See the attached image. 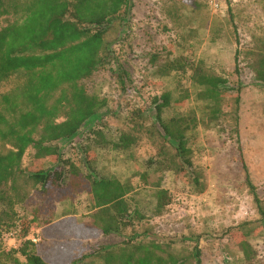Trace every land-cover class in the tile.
Here are the masks:
<instances>
[{"label":"rangeland","instance_id":"1","mask_svg":"<svg viewBox=\"0 0 264 264\" xmlns=\"http://www.w3.org/2000/svg\"><path fill=\"white\" fill-rule=\"evenodd\" d=\"M12 4L13 0H2L0 26L18 19L19 11ZM105 38L109 44L106 63L81 84L89 94L105 98L107 108L74 138L56 145L64 158L79 164L88 148L94 152H87L93 168L90 171L81 163L85 173L115 176L131 185L128 196L138 212L134 226L120 235L86 228L91 204L85 192L62 198L60 189L43 193L38 186H29L27 198L15 206L21 232L30 224L26 236L38 238V250L54 264H71V260L103 264L97 255L128 238L155 242L187 264L194 263L195 247L201 264H246L238 245L242 229L236 226L249 221V228L254 229L247 238L255 252L252 264H264V220L248 192L243 170L244 163L264 201V83L253 73L264 40V0H129V10L115 18ZM153 56L157 57L154 61ZM173 58L184 62L186 71L164 73ZM198 61L228 81V96L218 119L197 98L199 87L189 78V64ZM23 83L13 77L0 85V93ZM163 91H170L177 100L165 115L190 110L196 114L197 125L186 138L198 184L187 168L156 173L149 169L157 147L147 137L128 151L113 145L130 126L133 110L146 112L147 123L154 120L150 97ZM93 128L103 131L107 143L99 147L90 143ZM33 154L32 148L24 154L25 170L54 166L53 158L36 159ZM145 172L158 174L150 180L160 178L159 185L168 192L170 203L161 213L157 212L156 188L143 181ZM46 219L53 225L73 223L78 230L61 226L44 236Z\"/></svg>","mask_w":264,"mask_h":264},{"label":"trees","instance_id":"2","mask_svg":"<svg viewBox=\"0 0 264 264\" xmlns=\"http://www.w3.org/2000/svg\"><path fill=\"white\" fill-rule=\"evenodd\" d=\"M12 7L19 11L18 19L0 26V85L13 77L24 83L0 93V240L5 232L21 226L15 206L27 198L29 186H38L43 193L60 189L62 198H73L85 192L91 204L86 228L120 235L134 226L138 214L128 196L131 185L115 176L90 172L93 158L88 156V148L80 160V164L90 170L85 173L78 162L62 156L56 142L74 138L93 116L107 108V100L89 94L81 81L106 63L109 51L106 33L115 18L129 10V0H13ZM262 41L253 73L256 80L264 83ZM156 58L153 56V61ZM165 67L164 73L186 71L184 62L177 58L167 62ZM188 69L190 80L199 87L197 98L205 101L210 116L218 119L228 96V81L201 61L189 64ZM175 102L177 100L174 101L170 91L152 95L149 103L154 109V120L147 123L146 112L141 108L133 110L130 126L118 134V141L113 145L128 151L142 137H147L157 147V155L149 169L156 173L164 169L187 168L194 183L198 184L199 177L195 174L186 138L198 120L192 110L165 115ZM238 103L236 97L235 120ZM89 134L94 138L89 139L90 143L94 142L98 147L107 143L99 128L91 129ZM29 148L34 150L36 159L53 158L54 166L37 171L22 168V158ZM243 170L248 192L260 219L264 220V201L244 163ZM156 175L145 172L143 181L156 188L157 212L161 213L170 198L167 190L159 185L160 178L156 182L150 180ZM51 222L44 220V236H51L61 226L76 227L73 223L53 225ZM250 223L243 221L236 226V229H242L238 245L246 264L255 261V252L247 239L254 230L249 228ZM29 226L22 227V237H26ZM19 256L24 262L19 261ZM97 257L103 264L188 263L155 242L134 238L124 239ZM193 259V264H201L197 247ZM77 263L78 260H71V264ZM0 264L54 263L34 242L24 239L18 248L0 249Z\"/></svg>","mask_w":264,"mask_h":264},{"label":"built area","instance_id":"3","mask_svg":"<svg viewBox=\"0 0 264 264\" xmlns=\"http://www.w3.org/2000/svg\"><path fill=\"white\" fill-rule=\"evenodd\" d=\"M24 239H30L34 243L38 241V238L36 237H30V236L22 237L20 226L11 229L2 235V238L0 240L2 249L8 251L12 248H18Z\"/></svg>","mask_w":264,"mask_h":264},{"label":"crops","instance_id":"4","mask_svg":"<svg viewBox=\"0 0 264 264\" xmlns=\"http://www.w3.org/2000/svg\"><path fill=\"white\" fill-rule=\"evenodd\" d=\"M18 258H19V261H20L21 263L24 261V259H23L21 256H19Z\"/></svg>","mask_w":264,"mask_h":264}]
</instances>
